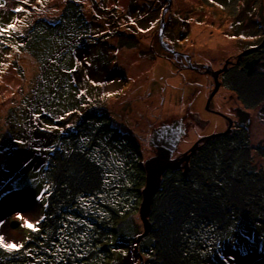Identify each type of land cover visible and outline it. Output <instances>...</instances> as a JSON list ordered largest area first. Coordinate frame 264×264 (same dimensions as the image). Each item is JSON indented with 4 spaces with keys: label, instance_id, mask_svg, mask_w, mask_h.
Returning a JSON list of instances; mask_svg holds the SVG:
<instances>
[{
    "label": "rangeland",
    "instance_id": "rangeland-1",
    "mask_svg": "<svg viewBox=\"0 0 264 264\" xmlns=\"http://www.w3.org/2000/svg\"><path fill=\"white\" fill-rule=\"evenodd\" d=\"M0 5V236L17 245L0 247V264H141L133 240L149 134L182 120L180 156L223 129L204 108L212 75L182 66L219 70L244 51L218 74L210 107L231 116L242 104L253 122L198 146L185 175L163 174L138 250L143 264H264V0ZM39 173L55 182L34 198Z\"/></svg>",
    "mask_w": 264,
    "mask_h": 264
},
{
    "label": "water",
    "instance_id": "water-1",
    "mask_svg": "<svg viewBox=\"0 0 264 264\" xmlns=\"http://www.w3.org/2000/svg\"><path fill=\"white\" fill-rule=\"evenodd\" d=\"M159 37H160V32H159ZM241 54L237 55L236 62L241 57ZM258 60L259 59L254 58L249 61H246L244 66L247 68L248 71H250ZM228 62L229 60L227 59L224 66L219 70L211 69V67L206 65L194 64V63H190L189 65L191 69L198 72H201L199 71V67H204L205 68L204 72H208L209 74L212 75L215 85L212 91L210 92V94L208 95V98L205 103V109L214 112L218 115L220 114L226 117L227 119H229V126H227V128L224 131L214 132L206 136L200 137L183 153V155L180 158H176V159H172L171 155L173 151L177 148L180 138L184 133L183 123L181 120H174L173 122L168 124H161L160 126L154 128L149 134L148 142L151 146H153L156 149L157 154L143 161L145 180H144L143 188L141 189V199L138 207V214L142 223V231L134 239V249L139 256V260L141 264H143V259L141 253L138 250L137 245L142 239V237L151 231L152 226L149 217L151 212L152 199L154 193L156 192V190H158L160 186L163 174L168 169H177L180 166L183 169L182 173L185 174L189 167L188 166L189 159L191 155L195 153L196 149L199 146V142L202 139H213L222 134H227L231 130V118L224 115L220 111L213 110L209 107L210 101L220 85V82H218L217 80L218 74L227 69ZM243 112L246 115L248 114L245 111ZM239 116L241 117L240 114ZM240 125L245 126L244 124H242V122L240 123ZM38 162H40L39 165L43 164V161L39 158H38ZM182 162L183 164H181ZM3 172H5L4 167L0 168V178Z\"/></svg>",
    "mask_w": 264,
    "mask_h": 264
},
{
    "label": "flooded vegetation",
    "instance_id": "flooded-vegetation-1",
    "mask_svg": "<svg viewBox=\"0 0 264 264\" xmlns=\"http://www.w3.org/2000/svg\"><path fill=\"white\" fill-rule=\"evenodd\" d=\"M160 38V37H159ZM159 43V42H158ZM167 45V44H166ZM167 47V46H166ZM247 52H249V51H244L243 53L245 54V53H247ZM238 54H241V52L240 53H238ZM237 54V55H238ZM244 54H241V57L238 59V61L236 62V58H237V55L235 56V58L234 59H229V62L227 63V67L228 66H230V65H235V64H238L242 59H243V55ZM183 57V56H182ZM254 58H257V59H259V57H253V56H251L249 59H244L243 60V62H244V64H245V62L246 61H249V60H251V59H254ZM180 59L181 60H184V58H181L180 57ZM259 61V60H258ZM257 61V62H258ZM190 63H192L191 62V60L189 59V60H186V64L185 65H187V66H189L190 65ZM195 64V63H194ZM203 69H205L204 67H203ZM247 69V68H246ZM227 70V69H226ZM220 75V74H219ZM211 102V101H210ZM209 107H210V104H209ZM204 108H205V104H204ZM211 109H213V110H216V109H214L213 107H210ZM245 111V112H247L248 114L246 115L243 111ZM216 111H218V110H216ZM206 112H208V113H211V114H214V115H218V114H216V113H214V112H211V111H208V110H206ZM231 112H232V115L231 116H229V115H227V114H225V113H223L224 115H226V116H228V117H230L231 118V130H230V132L229 133H234L236 130H239V129H246V128H248L249 127V125L253 122V116H252V114H251V112L248 110V108H246V107H244L242 104H236L234 107H232V110H231ZM222 113V112H221ZM239 114L241 115V117L239 116ZM220 118L221 117H223L225 120H224V122H225V124H223V129L221 128L220 130H219V132H222V131H224L226 128H227V126H229V120L226 118V117H224V116H221V115H218ZM222 118V119H223ZM241 118H242V120H241ZM182 121V120H181ZM183 122V121H182ZM242 122V124H244L245 126H241L240 125V123ZM72 124H70V123H68V124H66V126H71ZM247 125V126H246ZM184 128V127H183ZM20 132V136L21 135H25L24 133H22V131H19ZM52 134H53V136L52 137H55L56 136V133H54V132H52ZM228 134V133H227ZM222 135H225V134H222ZM222 135H220V136H222ZM51 137V138H52ZM182 137V136H181ZM23 141H20V143H22V144H25V139L24 138H21ZM181 139V138H180ZM204 140H207V139H202L200 142H199V146L202 144V142L204 141ZM22 145H19L18 144V147H21ZM153 147V146H152ZM177 147H178V145H177ZM177 149V148H176ZM176 149L173 151V153H172V155H171V158L172 159H176V158H180L182 155H180V156H175L174 155V153H175V151H176ZM43 153V152H42ZM196 153V152H195ZM194 153V154H195ZM157 154V152H156V149H155V155ZM193 154V155H194ZM154 155V156H155ZM191 157H192V155H191ZM191 157H190V159H191ZM39 159H42L41 157H39ZM190 159H189V162H188V164H189V167H190ZM181 164H183V162L181 163ZM168 170H173V171H176V170H180L181 172L183 171V169H182V167L180 166L179 168H177V169H168ZM163 177V176H162ZM1 180V179H0ZM248 253H246V255H247ZM241 255H244L245 256V254H241Z\"/></svg>",
    "mask_w": 264,
    "mask_h": 264
},
{
    "label": "trees",
    "instance_id": "trees-1",
    "mask_svg": "<svg viewBox=\"0 0 264 264\" xmlns=\"http://www.w3.org/2000/svg\"><path fill=\"white\" fill-rule=\"evenodd\" d=\"M39 18H42V17H39ZM51 20V19H50ZM52 21V20H51ZM8 48H9V45L7 46ZM11 47V46H10ZM23 58H25V57H23ZM11 87H13V83H10L9 84ZM92 114H94V112H89V113H87V115L86 116H91ZM103 114V113H102ZM110 129H114L113 127H110ZM119 133L120 134H122L123 136H126L129 140H131V142H132V145L134 146V148H137V149H139V143H138V141L136 140V138L134 137V135L133 134H131V133H128V132H126V133H124V132H121V131H119ZM215 138H217V137H215ZM207 141L206 140H204L203 142H202V144L200 145V147L204 144V143H206ZM42 161H43V163H44V159L42 158L41 159ZM142 163H143V160H142ZM188 166H189V164H188ZM189 167H188V169H187V171H186V173L189 171ZM38 171V170H37ZM40 171H41V169H40ZM48 173V172H47ZM185 173V174H186ZM183 174V173H182ZM184 174V175H185ZM39 175L41 176V180H42V182L40 183V185L41 186H43V189L44 190H46L45 188H47V186L49 185V187L47 188V190L44 192V197H47V195H48V191H49V188L51 187V186H53L54 185V179L52 178L51 179V182H49V184H45V182H44V180L43 179H45V176L42 178V173H39ZM163 178V177H162ZM161 181H162V179H161ZM143 188V187H142ZM141 188V189H142ZM43 189H42V192H43ZM158 189H160V186H159V188ZM27 190H29V189H27ZM140 192H141V190H140ZM43 197V198H44ZM44 202H45V204H46V202L47 201H45L44 200ZM44 202H42V208H41V210H40V213L41 212H44L45 214H46V220H48V219H51V218H53L52 216H51V214H50V212H51V210H50V207L49 206H47V205H45V206H43V204H44ZM71 204H72V206H74V207H78V201L76 200V199H72L71 200ZM152 208V207H151ZM44 209V210H43ZM41 219V217L39 216V219L37 220V221H39ZM122 219V218H121ZM120 218H119V220H116L115 219V224H118L119 222L121 223V220ZM149 219H150V217H149ZM151 230H152V228H151ZM140 232H138L137 233V235L139 234ZM136 235V236H137ZM135 236V237H136ZM135 239V238H134ZM142 240V239H141ZM140 240V241H141ZM134 241V240H133ZM139 244V243H138ZM137 247H138V245H137ZM142 255V254H141ZM111 264V263H110ZM115 264V263H114Z\"/></svg>",
    "mask_w": 264,
    "mask_h": 264
},
{
    "label": "crops",
    "instance_id": "crops-1",
    "mask_svg": "<svg viewBox=\"0 0 264 264\" xmlns=\"http://www.w3.org/2000/svg\"><path fill=\"white\" fill-rule=\"evenodd\" d=\"M38 158H39V157H38ZM28 163H29V162H27V161H24V160H23V161H21V160H19V166H21V167H22V166H24V165H26V164H28ZM15 171H16V170H15ZM15 171H14V172H15ZM42 189H43V186H41V185H40V186H39V189H38V190H37V191H36V192L33 194V195H34V198H36V197H35V195H38V194H40V192L42 191ZM38 198H39V197H38ZM38 198H37V199H35V200H36L37 202H40V205H41V204H42V202H41V201H39V199H38ZM9 203H10V201H8L7 203H5V205H4V206H7V207H8V206H9ZM17 205H19V204H17ZM17 205H16V206H17ZM38 218H39V217H38Z\"/></svg>",
    "mask_w": 264,
    "mask_h": 264
},
{
    "label": "snow or ice",
    "instance_id": "snow-or-ice-1",
    "mask_svg": "<svg viewBox=\"0 0 264 264\" xmlns=\"http://www.w3.org/2000/svg\"><path fill=\"white\" fill-rule=\"evenodd\" d=\"M0 7H2V5H0ZM16 11H20V9H16ZM45 127H48V126L45 125ZM0 247L7 248L9 251H11L13 248L17 247V245L14 243H5L4 238L0 236Z\"/></svg>",
    "mask_w": 264,
    "mask_h": 264
},
{
    "label": "bare ground",
    "instance_id": "bare-ground-1",
    "mask_svg": "<svg viewBox=\"0 0 264 264\" xmlns=\"http://www.w3.org/2000/svg\"><path fill=\"white\" fill-rule=\"evenodd\" d=\"M182 67H187V68H190L189 66H187V65H183ZM191 69V68H190Z\"/></svg>",
    "mask_w": 264,
    "mask_h": 264
}]
</instances>
